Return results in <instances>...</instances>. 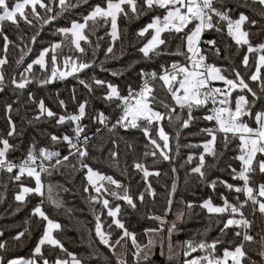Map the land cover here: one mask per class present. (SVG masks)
I'll use <instances>...</instances> for the list:
<instances>
[{
    "label": "snow or ice",
    "instance_id": "1",
    "mask_svg": "<svg viewBox=\"0 0 264 264\" xmlns=\"http://www.w3.org/2000/svg\"><path fill=\"white\" fill-rule=\"evenodd\" d=\"M82 5L86 6V14L81 13L77 18L69 16L65 26L54 28L52 35L61 39L42 46L29 61L25 57L33 53L31 44L21 48L15 68L7 77L8 86L14 92L25 91L32 83L45 87L54 80L73 76L88 93H93L94 88L99 89L101 94L98 99L111 112L94 108L89 113L88 100H77L75 88L71 99L77 106L72 113L57 116L40 99L32 119L47 118L54 120L58 126L68 124V128L59 134H47V139L55 147L30 143L17 161L14 157L10 158L11 151L16 148L10 143V138L18 135L12 112L14 104L19 101L4 102L7 129L0 136V172L8 174L13 182L18 183L19 190L14 196L16 201L26 203V196L29 195L38 198L31 208V214L39 218L42 225V233L31 248L29 257L8 258L6 264H82L81 259L68 251L54 234L62 226L50 218L44 208L47 203L59 211L64 203L54 195L56 185L51 181L46 183L42 174L51 177L69 171H79L83 175L81 188L95 221L94 238L111 254L104 257L107 264H152L151 254L157 243L161 256H165L166 249L168 264H181V261L182 264H264V228L257 241L250 234L254 221L248 218L249 215L255 217L259 214L264 220V0H244L235 7L230 6L229 0H98L95 3L90 0H0V26L8 22L19 28L23 22L30 29H36L30 37L34 44L44 26H53ZM253 5L258 9L259 21L240 10ZM40 10L44 15L40 14ZM148 15L149 21L134 33L140 42L138 53L144 60H151L154 56H170V63L164 61L151 70L140 68L138 86L128 84L126 94L117 84L95 75L79 78L94 67H100L103 71L105 62L115 58L114 45L121 39L120 18L138 20ZM109 24L106 36L110 42L103 49L105 59L97 65L100 41L105 39L99 35V29L101 25L107 27ZM258 25L260 38L254 41L252 28ZM209 31L226 34L234 42L235 53L229 54V45H224L222 52L214 37L205 40L204 34ZM93 36L96 37L94 45ZM0 37L4 51V55L0 56V91H3L6 81L4 66L8 64L7 52L11 42L2 27ZM20 39L23 40V37ZM15 47L20 46L17 44ZM89 49L91 58H88ZM221 55L227 61V67L218 65L212 59ZM232 55L237 57L236 61ZM110 71L112 76L118 75L117 71ZM214 81H222L223 87H214ZM157 88L165 92L167 100L157 99ZM27 99L35 103L32 92L27 93ZM157 103L163 111L157 110ZM58 105L67 110L64 100L59 99ZM85 118L94 131L90 132L89 126L83 123ZM165 120L178 128L177 140L179 130L187 129L197 120L211 125L200 128L203 139L198 144L185 145L186 148L202 149L195 166H191L194 162L191 152L185 164L189 165L186 176H194L205 183L216 194L215 200L209 195L199 204L191 200L182 201L184 208L177 211L175 219L169 223L166 217L172 214L174 193L178 189L177 169L173 166L163 214L148 215V219L158 226L144 227L141 233H137L129 227L123 206L135 212L137 201L143 204L146 196L154 198L155 192L148 178L150 175L159 177V170L150 172L145 163L134 162L132 167L143 173L146 187L133 193L130 183L124 184L113 175L94 167L97 158L91 155L90 147H94L93 140L99 139L107 131L112 145L108 158L119 170V144L114 136L121 130H138L146 138L145 158L151 157L154 162L162 158L172 163L175 159L171 154L172 138L162 125ZM230 145H235L231 149L234 155L221 171L226 172L232 182L221 177L210 180L208 171L219 166L218 159L226 154ZM218 146H222L219 157ZM176 147L179 155V143ZM207 157L217 163L208 164ZM237 163L238 167L234 166ZM25 175L31 178L30 182L34 181V186H27L23 182ZM122 175H127V168ZM217 185L225 191L218 192ZM63 191L67 192L68 189L63 188ZM96 205L100 206L99 213ZM196 208L206 210L210 218L216 217V225H222L219 227L220 236L209 240L206 235L208 228H205L174 245L172 235L178 230L177 222L183 220L185 210L191 216ZM66 211L71 212L72 209ZM27 231H17L12 239L22 241ZM92 232L93 229H89V237ZM2 236L3 233H0ZM140 236L147 237L146 241H142ZM257 243L259 246L255 255L259 259L254 260L250 246ZM45 246L48 247V255L43 251ZM4 248L5 243L0 240V249ZM4 262L5 258L0 257V264Z\"/></svg>",
    "mask_w": 264,
    "mask_h": 264
},
{
    "label": "trees",
    "instance_id": "2",
    "mask_svg": "<svg viewBox=\"0 0 264 264\" xmlns=\"http://www.w3.org/2000/svg\"><path fill=\"white\" fill-rule=\"evenodd\" d=\"M73 2H75V0H73ZM90 2L95 3L98 2V0H90ZM243 2L244 0H229L230 6L233 7ZM240 10L245 11L247 15L259 21L260 17L257 15L258 9H256V6L253 5L250 8H243ZM81 13L86 14V6L82 5L78 10H74L72 13L59 19L58 22L51 27L44 26L34 44L31 43L30 37L36 29H30L23 22H21L19 28L11 26L8 22H5L0 26L3 28L4 33L9 37L11 42L7 52L8 64L4 66V72L6 74L5 86L4 90L0 91V136L4 135L7 129V116L4 112V102L19 101V103L14 104L12 112V118L17 126L18 135L10 138V143L16 146V148L11 151L10 158L14 157L19 161L30 143H36L38 146L44 145L55 147L51 145L50 140L47 139V134H59L68 128V124L58 126L55 124L54 120L47 118L41 120L32 119L37 111L36 103H38L40 99H43L46 106L57 113V116L72 113L77 106L76 102L71 99L73 89L75 88L77 100H88L89 113H91L94 108L111 112V109L107 108L98 99V96L101 94L99 89L94 88L93 93H88L83 86L78 84L77 79L73 76H68L64 80H54L52 84L45 87H40L36 83H32L25 91L14 92L13 88L8 86L7 77L11 75L13 68H15V60L19 57L21 48H24L26 44H31L33 53H29V55L25 57V60L29 61L30 58H34V54H38L39 49L42 46H47V44L53 40L61 39L59 36L52 35L55 27L65 26L68 22L69 16L77 18ZM40 14L44 15L43 10H40ZM149 19L150 15L141 16L138 20L126 21L123 18H120L118 20V25L121 32V39L114 45L115 58L108 59L105 62L103 71H101L100 67H94L86 70L85 75L79 76V78H86L95 75L99 79L117 84L122 92L126 93L128 84H132L134 87L138 86V73L140 68L143 67L146 70H151L153 67H158L159 63L164 61L170 63L172 59L170 56H154L151 60H144L142 55L138 53L137 49L140 46V42L137 41L134 33L140 26L147 23ZM38 27L39 25H37V28ZM108 29H110V24L107 27L101 25L99 29V35L105 37V39L100 41L101 50L97 53V65L101 60L105 59L103 49L106 48L107 44L110 42L109 38L106 36V30ZM252 32V39L254 41L260 38L259 25L253 27ZM21 37H23V40L20 39ZM213 37L219 42L222 52L224 45H229V54L231 55L232 53H235L236 49L234 42H231L226 34L219 35L214 31H209L204 34L205 40ZM91 39L94 45L96 43V37L93 36ZM17 44L20 47H15ZM174 48L175 44H173V49ZM65 52H67V49H65ZM3 55V40L2 37H0V56ZM88 58H91V49L88 51ZM212 59L215 60L218 65L224 67L228 66L223 55H221V57H212ZM232 59L236 61L237 57L232 55ZM133 61H136L137 63L133 64ZM110 70L117 71L118 75L112 76ZM38 74L39 73L37 72V75ZM213 85L223 87V82L213 83ZM28 92L34 94L35 103L27 99ZM57 94H59L58 98ZM156 95L158 100H167L165 92L159 88H157ZM59 99L66 102V111L59 107ZM156 108L157 110L163 111V108L160 107L159 103L156 104ZM177 111H179V109H177ZM198 115H202V113H198ZM83 123L89 126L90 132L94 131V127L90 125L87 118L84 119ZM162 125L172 138L171 154L175 157L172 163L164 161L162 158H157L155 162L151 157L145 158L143 153L145 151L144 145L146 143V138L143 136L142 132L138 130H130L128 132H123L121 130L114 136L119 144V170L115 168L113 162L108 158L109 149L112 148V145L109 142L110 134L107 131L103 132L99 139L93 140L92 145L94 147H90L91 155L97 158L94 167L106 174L113 175L114 178L120 179L124 184L130 183L133 193L144 190L146 187L143 180V173L132 167L134 162L145 163L150 172L156 169L159 170V177L150 175L148 178V181L155 192L154 198L152 196H146L143 204H140L139 201H137L138 207L135 212L127 208V206H123V202H121L122 206L125 208V218L128 221L129 227L134 229L137 233H141L144 227L158 226V224H154L148 219V215L150 213L157 215L163 214V208L166 206L167 191L171 187V169L173 166L177 169L176 178L178 189L174 193L172 214H169L166 217V220L169 223L175 219V213L184 208L182 201L187 202L188 200H191L193 203L199 204L201 199L207 198L209 195H212L215 200L216 194L213 193L212 189L208 188L205 183L199 182L194 176H186L189 165L185 164V160L189 152H191L194 154V162L191 166H195V163L198 162L199 151L202 150L197 148H186L185 145L198 144L203 139V135L199 131L200 128L211 125L202 120H197L187 129L179 130L180 135L178 140L176 136L178 128L176 126L168 124L167 120L163 121ZM153 135L155 136L156 134L153 133ZM177 143H179L180 146L179 155H177ZM233 147H235V145H230L226 154H224L221 159H218L217 162L219 166L217 168L208 171V178L210 180L215 177H221L232 182L227 173L221 171V169L225 167V164L229 161L230 157L234 155L231 150ZM149 150H151V146H149ZM221 150L222 146H218V157ZM61 151L64 150L61 149ZM206 159L208 164L217 163L214 162L211 157H207ZM37 163H39V161H37ZM182 164L184 165L183 167H181ZM109 165L112 166L110 167ZM234 166L238 167V163ZM78 167L79 166L77 165V168ZM125 168H127L126 176L122 175ZM42 178L46 183L51 181L56 185L54 188V195L58 196V198L64 203V207L59 211L53 209L47 203L44 205L50 218H54L62 226L61 230H56L54 232L57 238L62 241L68 251L74 252L81 259L82 264H107L104 257H110L111 254L108 253L103 245H100L94 238L95 221L87 203L86 194L82 193V173L79 171H69L64 175L53 174L51 177L42 174ZM22 180L27 186H34V181L30 182L31 178H28L26 175L22 177ZM63 188H67L68 191H63ZM18 190V183L13 182L8 174L0 172V233H3L0 240L5 243V248L0 249V257L5 258L4 264H6L8 258H14L16 256H24L25 258H28L36 239H38L39 234L42 233V225H40L39 218L31 214V208L38 202V198L34 195H29L26 196V203L18 202L14 198L15 193ZM217 191L225 190L217 185ZM66 209H72V211L68 212ZM96 211L99 213V205H96ZM248 218L254 221L250 234L254 235L258 241L259 233L261 232V229L264 228V220L260 218L259 214L255 217L249 215ZM26 220L28 222L27 224H25ZM215 220L216 217L213 216L210 218L206 213V210L201 211L199 208H196L194 209V214L191 216H189L185 210L183 220L177 222L178 230L172 235L173 244L175 245L177 241H183L189 238L194 232L203 231L205 228H208L206 235L209 240L219 237V227H222V225L217 226ZM25 229L28 231L22 241L16 242L12 239L17 231H24ZM89 229H93L91 237H89ZM164 235L167 237L166 232ZM220 238L223 239V237ZM140 239L146 241L147 237L140 236ZM157 240H159V238H157ZM258 246V243L250 246L252 249L250 254L254 260L259 259V257L255 255V250ZM43 251L45 252V255H48L47 246L43 248ZM166 255L167 251L165 249V256H161L160 246L159 243H157L151 254L152 264H168Z\"/></svg>",
    "mask_w": 264,
    "mask_h": 264
},
{
    "label": "rangeland",
    "instance_id": "3",
    "mask_svg": "<svg viewBox=\"0 0 264 264\" xmlns=\"http://www.w3.org/2000/svg\"><path fill=\"white\" fill-rule=\"evenodd\" d=\"M217 82H222V81H214V82H212V83H217ZM214 87H220V86H215V85H213Z\"/></svg>",
    "mask_w": 264,
    "mask_h": 264
},
{
    "label": "crops",
    "instance_id": "4",
    "mask_svg": "<svg viewBox=\"0 0 264 264\" xmlns=\"http://www.w3.org/2000/svg\"><path fill=\"white\" fill-rule=\"evenodd\" d=\"M69 264H70V262H69Z\"/></svg>",
    "mask_w": 264,
    "mask_h": 264
},
{
    "label": "built area",
    "instance_id": "5",
    "mask_svg": "<svg viewBox=\"0 0 264 264\" xmlns=\"http://www.w3.org/2000/svg\"><path fill=\"white\" fill-rule=\"evenodd\" d=\"M126 94V93H125Z\"/></svg>",
    "mask_w": 264,
    "mask_h": 264
}]
</instances>
